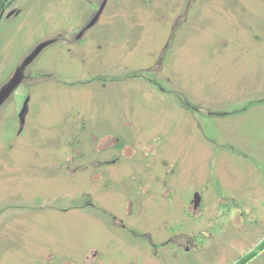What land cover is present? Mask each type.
I'll return each mask as SVG.
<instances>
[{"label":"rangeland","instance_id":"obj_1","mask_svg":"<svg viewBox=\"0 0 264 264\" xmlns=\"http://www.w3.org/2000/svg\"><path fill=\"white\" fill-rule=\"evenodd\" d=\"M168 1L163 21L137 6L136 25L125 7L83 53L42 50L41 78L1 107L0 223L21 249L0 264H264V0ZM82 4L26 0L25 27L0 35V85ZM79 113L84 145L66 129Z\"/></svg>","mask_w":264,"mask_h":264},{"label":"flooded vegetation","instance_id":"obj_2","mask_svg":"<svg viewBox=\"0 0 264 264\" xmlns=\"http://www.w3.org/2000/svg\"><path fill=\"white\" fill-rule=\"evenodd\" d=\"M196 1L197 0H187L186 4H192L194 7L198 5ZM143 3L149 6L148 7V11L150 12L149 17H153L154 20H157V21L164 20V16H165L164 12L166 11H163L162 9L160 10L157 8L153 9L154 7L153 4L155 3V4H160V5H168L169 4L168 0H83L82 8L84 9L85 12L83 14H80L79 16L78 15L75 16V17L78 16L77 17L78 19L76 21L73 20L71 22V26L69 24L68 29L64 31L66 35L64 38H60V34H59L58 36L60 40L59 41L56 40V42H54L55 39H52L53 43L47 46L46 48H44L43 51L47 49L48 47H52L56 43H59L60 45L67 46L68 49L69 48L75 49V52L77 53H83L84 50L88 48L87 43L89 40L92 39L93 45H94V44H99L100 40L105 38L106 34L110 32V29H106V27L117 24L120 21H122V19L124 20V18L128 19L125 13L121 12V10H125V7H128V12H127L128 16H132V19L131 20L128 19V20L132 24L136 25L135 19H137V17L140 16V14L136 12L137 10L136 7L139 5H142ZM27 5H26V0H0V35H3L1 37L13 36L17 32H19L20 29H23L25 27L26 20H24V11ZM103 19L106 20L104 23H102ZM113 32L117 33L120 31L115 30ZM35 46L36 45L30 46L31 50L30 49L28 50L29 54L35 48ZM99 48L100 46L97 45L96 50ZM156 52H158V54L160 55L159 61L156 60L155 61L156 63L154 62L155 65L157 66V65L162 64L161 60L163 59L164 54H166L165 46L164 45L160 46L159 50ZM37 57L26 67V69H29L27 70L26 78L28 82L32 85H35L36 82H38V79L41 78L40 76L43 75V74H40V69L42 67L40 65L37 66L34 62L37 59ZM21 62H19L18 64H20ZM8 76L6 77L5 80L8 79ZM29 101H30V97L29 95H26V97H24L22 101L20 110L18 112V115H17V120L19 122L18 133L23 131L25 119L29 113V107H28ZM24 107L25 109L22 112V109ZM30 114L32 115V113ZM0 117L2 116L0 115ZM77 117H78L77 120L79 121L76 122L74 120L73 124L69 123L70 125H68L66 129L69 131V140L76 141L77 143H80V145H84L86 126H84L82 122L85 121V118L84 119L82 118L83 115L81 113H79ZM115 139L116 138L112 137L109 134L106 137H102L100 141H98L96 138V135L92 133L90 136V141H87V142L96 141L98 145H102V148H104L106 145H109V147H113L114 145H120L121 143L119 141L117 144H115L116 142ZM6 144H7L6 146L9 147V144L8 143ZM151 144L152 143H150L149 145V143H147V146L150 147L149 148L150 150H155L154 149L155 147H152ZM154 145H157V143ZM149 151L147 150V154H146L147 156H149ZM79 152L82 155L81 157L82 165H89V164L96 165V166L103 165V160H98L96 158H93L89 164H85L84 161H86V153L81 148L79 149ZM111 161L113 162V164H115L116 162L115 159H111ZM73 162L74 161H69L68 166L69 167L72 166ZM86 168L89 169V167H86ZM196 195H198V193L194 194V207H197L198 200L200 201V196L198 195L197 203H195ZM17 200L20 201L21 199L17 197ZM122 207L124 211L123 213H125L126 211L128 213H131L128 210L130 208L129 206L124 207V205H122ZM125 208H126V211H125ZM112 219H113V216H112ZM11 224L12 223H5V222L0 223V226H1L0 227V260L1 261L6 253L11 256H16V254L18 256V254L20 253L19 249H21V245L19 244V240L16 238L15 230L12 229L10 226ZM113 225L116 227L126 226L124 222L120 223L117 221H114ZM17 227L19 228L20 225ZM11 234L18 240L16 244H12V240L10 239Z\"/></svg>","mask_w":264,"mask_h":264},{"label":"water","instance_id":"obj_3","mask_svg":"<svg viewBox=\"0 0 264 264\" xmlns=\"http://www.w3.org/2000/svg\"><path fill=\"white\" fill-rule=\"evenodd\" d=\"M53 43L52 39H46L36 44L31 53L24 57L22 62L16 66L14 72L4 83L0 85V109L11 98L15 90L26 78V67L42 52L44 48ZM25 107L22 109L24 111ZM195 203H197L198 195L195 196Z\"/></svg>","mask_w":264,"mask_h":264}]
</instances>
